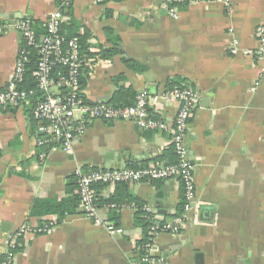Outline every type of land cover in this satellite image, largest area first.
I'll return each mask as SVG.
<instances>
[{
  "label": "crops",
  "instance_id": "1",
  "mask_svg": "<svg viewBox=\"0 0 264 264\" xmlns=\"http://www.w3.org/2000/svg\"><path fill=\"white\" fill-rule=\"evenodd\" d=\"M231 1V11L220 1L182 5L180 19H174L161 0H75L66 26L67 32L87 29L96 51L112 46V30L124 55L138 64L128 65L121 54L88 63V102L109 101L120 84L137 95H156L176 81L189 83L198 94L186 139L198 207L182 232L157 237L155 249L164 264H264V52L258 55L254 36L264 23V0ZM57 5L58 0H0V18L28 17L40 24ZM22 44L16 30L0 33V89L12 75ZM234 48L240 52L233 53ZM244 50L253 53L244 55ZM120 75L124 78L117 80ZM30 107L0 111V258L22 224L56 219L53 233L23 237L14 264H134L143 235L135 210L119 213L113 233L94 224L80 199L77 206L72 200L75 173L107 163L166 162L162 156L172 146V132L141 129L129 120L96 119L71 151L56 147L42 159ZM157 107L172 125L177 102L160 101ZM97 193L118 202L138 199L166 218L180 212L183 201V187L175 178L101 185ZM36 199L64 203L67 212L62 219L58 213L30 215ZM100 211L111 219L112 211L103 206Z\"/></svg>",
  "mask_w": 264,
  "mask_h": 264
},
{
  "label": "built area",
  "instance_id": "2",
  "mask_svg": "<svg viewBox=\"0 0 264 264\" xmlns=\"http://www.w3.org/2000/svg\"><path fill=\"white\" fill-rule=\"evenodd\" d=\"M112 0H95L104 4ZM201 0H161V5L174 19H180L182 5ZM224 2L231 11V0H208ZM75 0H58L54 12L45 20V30H39V24L28 17L21 19L0 18V33L13 29L20 33L23 44L19 47L13 66L12 75L6 85L0 89V111L8 107L32 105V116L35 120V144L43 149L40 157L44 159L47 151L60 147L71 151L75 143L82 137L90 123L96 119L106 121L135 122L141 129L170 130L171 144L177 155V162H154L145 166H126L123 168H85L76 170L77 195L80 199L84 215L94 224L100 225L113 233L117 229L114 221L101 214L98 205L96 185H115L118 182L161 181L171 178L178 179L183 187V205L180 212L170 218L157 213L153 207L144 203L143 209L149 213L151 222L150 243H137V259L134 264H164V258L158 255L155 242L161 233L178 234L186 228L193 212L198 207L197 188L195 182V167L192 162L186 139L194 110L198 104V94L189 83L177 84L156 95L147 91L138 95L134 104L116 107L108 101L88 102L81 97L79 37L66 38L61 32L64 15L72 8ZM258 42V55L264 52V23L258 25L255 31ZM33 51L37 52L38 61L35 70L36 88L26 86L28 65ZM233 53L240 50L234 48ZM251 55L250 50L242 51ZM63 64L66 73L61 71L53 75V67ZM160 101L177 102V110L173 124L170 125L158 112ZM1 154V153H0ZM107 211L122 212L126 208L136 209L137 204L130 205L109 203L103 206ZM58 225L56 219L43 221L42 224L31 226L24 223L7 240L0 264H14V254L11 249L18 245V239L28 234H51Z\"/></svg>",
  "mask_w": 264,
  "mask_h": 264
},
{
  "label": "trees",
  "instance_id": "3",
  "mask_svg": "<svg viewBox=\"0 0 264 264\" xmlns=\"http://www.w3.org/2000/svg\"><path fill=\"white\" fill-rule=\"evenodd\" d=\"M71 9L72 8H70V10L64 15V19L61 23V32L66 36V38H71L73 36L79 37L80 55L82 58V65L80 67L79 80H80V90L81 89L83 90V92L80 95L85 100L84 89L88 84L89 71H90V67H89L88 63L93 64L94 62H96L98 60L110 61L117 54L124 55V51L121 47V42H120L119 36L114 34L112 32V30H108L109 38L112 40V46H109V47L99 46V49L97 51L95 50L93 45L89 42V38H90L91 34L87 29H85L83 33H81V32H67L66 26L69 23H71V21H72ZM66 16L69 17L68 20H65ZM38 27H39V30L41 32H43L45 30L44 23H40ZM123 60L128 65H130L134 68L137 67V65H138L133 59H131L125 55L123 56ZM37 61H38L37 52L33 51L31 54V60H30L29 65H28V73H27L26 86H28L29 88H36V86H37V81H36V78L34 75L35 70L37 68ZM59 71L66 73L67 67L63 64H56L53 67V75H55ZM123 78H124L123 75H120L117 80H119V79L122 80ZM175 85H177L176 81H170L168 83L167 87H168V89H170V88L174 87ZM137 96L138 95L136 94V92L132 88L126 87L125 85L120 84L118 86V88L116 89L114 96L108 102L111 103L113 106H116V107H124V106H128V105L133 104L135 99L137 98ZM36 100H37V97H34L30 101L29 104L31 105V107L28 110L29 117L34 122V125L36 123H35V120L33 119V116H32V105ZM166 153H168V154H164L162 156V158H165L166 156L168 158V161H166L165 163L177 162L178 158H177V155L175 153L173 145L171 146L170 150ZM85 168H96V167H87L86 166ZM20 174L21 175H28L24 172H21ZM154 182H159V181H154ZM124 183L126 184L127 182H118L117 185L124 184ZM101 185H105V184L96 185V191H97L98 186H101ZM76 186L77 185H75V187ZM68 187H69L68 191L72 192L73 188L71 189L70 188L71 186H68ZM71 197H72L73 202H75V204L77 206L78 202H79L78 195L74 194ZM97 202H98V205L100 207H102L106 204H109V203H117L118 205H121V204L130 205L132 203L137 204V207L135 209L136 221L139 224H141V226L143 227V235H142L141 240H139V243H142L143 245L150 243L151 236H150L149 232H150V228H151V222L148 220L149 213H147L143 209L144 202H141L135 198H127V201L118 202L113 197L109 198V199H101V198H99V196H98ZM182 205H183V201H182V203H180V206H179L180 210L179 211H181ZM65 212H67V210H66V206L64 203L55 202L53 200L36 199L33 202V205L31 207L30 215L43 216V215H47V214L58 213L60 216V219H62L63 216L65 215ZM111 213H112L111 220L114 221V223L116 225L115 220H118L120 218V214L117 213L116 211H112ZM22 239L23 238H19L18 239V245L15 248L11 249V251L14 254H16L18 252V250L21 249L20 245H21Z\"/></svg>",
  "mask_w": 264,
  "mask_h": 264
},
{
  "label": "water",
  "instance_id": "4",
  "mask_svg": "<svg viewBox=\"0 0 264 264\" xmlns=\"http://www.w3.org/2000/svg\"><path fill=\"white\" fill-rule=\"evenodd\" d=\"M105 167H106V168H123V167H126V166H120V165H119V166H118V165H117V166H114V165H111V164L107 163V164L105 165Z\"/></svg>",
  "mask_w": 264,
  "mask_h": 264
},
{
  "label": "rangeland",
  "instance_id": "5",
  "mask_svg": "<svg viewBox=\"0 0 264 264\" xmlns=\"http://www.w3.org/2000/svg\"><path fill=\"white\" fill-rule=\"evenodd\" d=\"M195 182H196V180H195ZM197 202H198V201H197ZM188 224H189V223H188ZM188 224H187V226H188ZM187 226H186V228H187ZM186 228H185V229H186ZM183 230H184V229H183Z\"/></svg>",
  "mask_w": 264,
  "mask_h": 264
}]
</instances>
